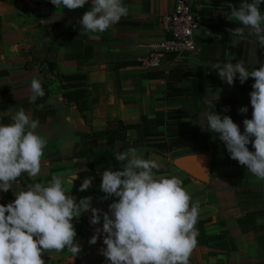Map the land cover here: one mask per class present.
Segmentation results:
<instances>
[{"label":"crops","instance_id":"0c3cea01","mask_svg":"<svg viewBox=\"0 0 264 264\" xmlns=\"http://www.w3.org/2000/svg\"><path fill=\"white\" fill-rule=\"evenodd\" d=\"M187 1L199 23L194 50L178 57L169 54L160 67L146 69L141 59L167 37L161 16L174 0H123L128 15L103 33L81 31L79 20L90 10L91 0L74 11L57 9L50 0H0V124L12 123L23 108L39 120L35 132L47 140L40 174H22L11 191L0 192V204L12 202L13 192L30 183H46L53 176L67 179L79 170L72 188L67 186L69 193L77 203L90 196L92 207L107 211L117 198L102 199V173L110 165L120 169L111 154L133 147L160 165L158 174L183 181L192 203L199 201L198 221H204L206 237L226 232L221 239L198 242L189 264H264V180L230 158L219 134L207 130L204 116L214 111L209 103L215 111L227 107L219 115L230 116L243 133V120L252 118L249 93L254 79L241 84L237 74L229 86L207 68L243 61L251 71L264 65V47L247 29L242 37L228 31L242 27L226 15L228 5L238 7L241 0ZM260 8L264 12V3ZM33 78L41 81L45 95L30 103ZM245 106L247 113L240 114L238 109ZM170 111L188 114L169 119ZM115 121L140 128L127 129L124 142L110 145L101 133ZM141 128L164 135L193 131L197 142L164 150L155 146L160 137L143 136ZM247 147L254 151L251 143ZM189 155L199 156L200 175L189 169ZM88 177H93L92 187L79 191ZM91 215L85 212L73 220L81 247L74 261L69 262L71 253L65 250L44 253L45 264H109L100 251L106 247L103 234L96 244L89 243L103 224L102 216L100 224H90Z\"/></svg>","mask_w":264,"mask_h":264},{"label":"clouds","instance_id":"9594fccd","mask_svg":"<svg viewBox=\"0 0 264 264\" xmlns=\"http://www.w3.org/2000/svg\"><path fill=\"white\" fill-rule=\"evenodd\" d=\"M57 8L70 11L82 8L88 0H50ZM264 0H241L239 6L229 4L228 20L242 27L228 29L231 36H244V30L264 47ZM128 15L123 0H91V8L79 20L81 31L103 33ZM222 81L233 86L238 79L244 84L254 79L250 95L252 118L244 119L243 133L230 116L221 117L209 103L204 113L207 130L218 133L230 158L246 166L254 177L264 180V65L249 71L243 61L212 65ZM30 103L45 95L42 83L33 78ZM224 111H228L225 107ZM248 108L238 112L246 114ZM39 120L32 119L23 108L12 116V123L0 124V192H9L12 184L27 174L37 177L47 140L35 130ZM252 144L254 151L247 145ZM120 169L109 166L102 173V199L117 198L103 211L92 207V197L76 198L68 191L79 178V170L65 179L53 176L48 182H34L26 189L13 192L15 199L0 204V264H45L44 253H71L74 261L81 251L73 220L91 211L90 224L98 225L90 238L96 244L103 234L101 254L109 264H189L198 244L195 227L199 217V201L192 203L191 194L176 177L158 174L160 165L138 154L130 147L114 152ZM155 170V171H154ZM93 177L84 178L79 191L92 187ZM51 258V257H50Z\"/></svg>","mask_w":264,"mask_h":264},{"label":"built area","instance_id":"2783aa9c","mask_svg":"<svg viewBox=\"0 0 264 264\" xmlns=\"http://www.w3.org/2000/svg\"><path fill=\"white\" fill-rule=\"evenodd\" d=\"M161 25L167 37L141 59L146 69L160 67L167 54L178 57L194 50V29L199 23L187 0H174L173 6L162 14Z\"/></svg>","mask_w":264,"mask_h":264},{"label":"trees","instance_id":"16d2710c","mask_svg":"<svg viewBox=\"0 0 264 264\" xmlns=\"http://www.w3.org/2000/svg\"><path fill=\"white\" fill-rule=\"evenodd\" d=\"M169 55V54H167ZM166 55V57H167ZM173 55V54H172ZM208 70L211 71H215L213 70V68H207ZM179 69H174L173 72H177ZM183 90H192V87L187 88V87H183ZM173 91H178V88H173ZM175 93V92H173ZM192 93V91H191ZM167 95L170 96V92L167 89ZM176 95V93L174 94ZM173 96V95H172ZM216 112L219 114L220 112H224L223 108L217 107L216 108ZM188 113L186 111H170L167 113V118L169 119H173V118H178L180 116H185ZM131 128H140V126L138 124L136 125H125L123 124L121 121H115V122H111L105 131H103L101 134L105 135L107 137V143H109L110 145H113L114 140H120L122 142L125 141L126 135H125V131L127 129H131ZM208 128V125H207ZM142 132H143V136H156V137H160L158 139V141L155 143V146L160 148V149H164V150H170L172 148L175 147H182V146H187V145H192V144H196L197 139L196 136L194 134L193 131H174V132H169L166 135H164V133L162 132H158V133H150L146 128H141ZM123 148V147H122ZM111 158V162L120 166L118 164V162L115 160L114 158V154H111L110 156ZM204 221H198L196 224V228L199 231V235H198V242H202L203 239L207 240H213V239H221L223 237H225L226 232H222L221 234L217 235V236H212V237H206L204 235L203 232V225Z\"/></svg>","mask_w":264,"mask_h":264},{"label":"water","instance_id":"95a60500","mask_svg":"<svg viewBox=\"0 0 264 264\" xmlns=\"http://www.w3.org/2000/svg\"><path fill=\"white\" fill-rule=\"evenodd\" d=\"M198 28L194 29V35L197 33ZM187 163L189 169L197 174L200 175V165H199V156L198 155H189L187 157Z\"/></svg>","mask_w":264,"mask_h":264}]
</instances>
